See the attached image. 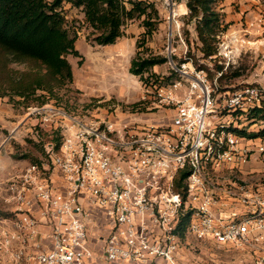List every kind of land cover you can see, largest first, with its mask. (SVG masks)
Masks as SVG:
<instances>
[{
	"label": "built area",
	"instance_id": "1",
	"mask_svg": "<svg viewBox=\"0 0 264 264\" xmlns=\"http://www.w3.org/2000/svg\"><path fill=\"white\" fill-rule=\"evenodd\" d=\"M258 21L245 35L264 33ZM246 41L219 43L214 79L191 62L173 65L170 81L145 75L133 118L50 107L39 129L55 124L59 146L49 138L46 161L6 180L0 264H89L94 243L108 264H219L189 256L203 244L236 253V264H264V187L238 176L264 159V135H241L219 118L264 103V59L250 81L215 90Z\"/></svg>",
	"mask_w": 264,
	"mask_h": 264
},
{
	"label": "rangeland",
	"instance_id": "2",
	"mask_svg": "<svg viewBox=\"0 0 264 264\" xmlns=\"http://www.w3.org/2000/svg\"><path fill=\"white\" fill-rule=\"evenodd\" d=\"M130 1L134 0H124L129 7ZM145 1L153 2L158 14L150 12L127 20L123 26L124 34L115 43L107 45L97 42L99 32L84 21L82 8L65 3L63 12L66 26L72 35H77L76 48L81 53V56L68 55L73 69V81L64 87H55L52 98L47 91H39L38 95L30 96L26 101L20 97L11 99L9 95L0 96V216L8 215L4 186L12 172L37 159L40 162L47 160L43 144L51 138L55 124L40 130L39 123L50 107L64 108L81 117L117 112L120 116L130 115L133 118L136 116L133 109L141 105L143 97L147 95L143 86L145 75L165 76L170 81L177 77L172 73L173 65L181 68L184 62H191L196 69L202 65L210 79H214L219 58H204L194 23H186L188 8L185 2H173V15L170 17V0ZM218 10L224 27L218 33L219 43L233 37L239 41L245 37L247 41L236 52V60L224 71V77L219 79V86H215L216 92H219L218 89H233L250 81L252 74L262 69L264 59V33L251 31L245 35L249 23L255 22L258 26L259 18L264 17V0H223ZM144 18L157 23L151 34L147 33ZM134 58L166 59L143 73L135 74L131 71ZM23 71L45 72V69L37 62L17 60L0 50V91L8 86L9 73L17 75ZM40 94L47 96V102L41 103L43 97ZM147 113V118H161L157 112ZM219 118L235 128H247L249 133H256L264 127L262 120L253 121L248 116L235 119V116L223 112ZM238 176L241 180L264 187V159L246 163L244 172ZM189 248L187 253L194 259L236 264L239 258L236 253L210 244L200 247L190 245Z\"/></svg>",
	"mask_w": 264,
	"mask_h": 264
},
{
	"label": "trees",
	"instance_id": "3",
	"mask_svg": "<svg viewBox=\"0 0 264 264\" xmlns=\"http://www.w3.org/2000/svg\"><path fill=\"white\" fill-rule=\"evenodd\" d=\"M183 1L188 8L185 14L186 23H194L204 58L216 59L218 33L224 29L221 12L218 10L223 0H173ZM130 2L131 7L127 6L124 0H0V50L17 60L37 62L45 69V72L23 71L17 75L9 73L7 76L9 84L0 91V96L9 95L11 99L20 97L26 101L30 96L38 95L39 91H47L52 98L55 95V87L61 88L73 81V69L68 55L81 56V53L76 48L77 35H72L66 26L67 20L63 12L65 3L82 8L84 21L99 32L97 42L107 45L115 43L124 34L123 26L127 20L150 12L158 14L153 2L145 0ZM144 24L149 34L157 25L150 18H144ZM187 41L189 42V38ZM165 59L134 58L131 71L135 74L143 73ZM199 67L202 69V65ZM217 69L221 70L223 66L219 64ZM224 75L225 72L219 79ZM39 96L43 97L41 103L47 102L45 94ZM248 118L264 122V103L253 109ZM235 130L245 136L264 135V127L256 133L247 132V128ZM51 139L58 147L59 134L56 131ZM184 175L185 172L181 174L180 184Z\"/></svg>",
	"mask_w": 264,
	"mask_h": 264
},
{
	"label": "crops",
	"instance_id": "4",
	"mask_svg": "<svg viewBox=\"0 0 264 264\" xmlns=\"http://www.w3.org/2000/svg\"><path fill=\"white\" fill-rule=\"evenodd\" d=\"M94 247H95L96 257L95 259L90 261L89 264H108L106 260L104 259V257L102 256L101 250L98 249L95 243H94Z\"/></svg>",
	"mask_w": 264,
	"mask_h": 264
},
{
	"label": "water",
	"instance_id": "5",
	"mask_svg": "<svg viewBox=\"0 0 264 264\" xmlns=\"http://www.w3.org/2000/svg\"><path fill=\"white\" fill-rule=\"evenodd\" d=\"M170 10H171L170 17H172V15H173V0H170Z\"/></svg>",
	"mask_w": 264,
	"mask_h": 264
}]
</instances>
